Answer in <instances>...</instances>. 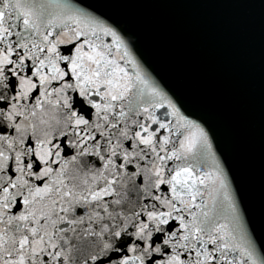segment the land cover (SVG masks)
Segmentation results:
<instances>
[{
    "label": "snow or ice",
    "instance_id": "6c2138e0",
    "mask_svg": "<svg viewBox=\"0 0 264 264\" xmlns=\"http://www.w3.org/2000/svg\"><path fill=\"white\" fill-rule=\"evenodd\" d=\"M0 264H264L208 132L85 0H0Z\"/></svg>",
    "mask_w": 264,
    "mask_h": 264
}]
</instances>
